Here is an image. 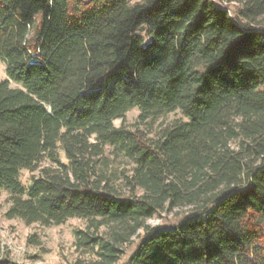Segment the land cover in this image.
I'll use <instances>...</instances> for the list:
<instances>
[{
  "label": "trees",
  "instance_id": "16d2710c",
  "mask_svg": "<svg viewBox=\"0 0 264 264\" xmlns=\"http://www.w3.org/2000/svg\"><path fill=\"white\" fill-rule=\"evenodd\" d=\"M0 62L7 219L86 221L74 264H116L140 230L128 264H264V0H0ZM132 109L185 121L149 139ZM165 208L189 211L145 225Z\"/></svg>",
  "mask_w": 264,
  "mask_h": 264
},
{
  "label": "rangeland",
  "instance_id": "374dc122",
  "mask_svg": "<svg viewBox=\"0 0 264 264\" xmlns=\"http://www.w3.org/2000/svg\"><path fill=\"white\" fill-rule=\"evenodd\" d=\"M233 12L235 6L223 5ZM5 68L0 62V82L4 80ZM12 88L18 85L10 84ZM139 110L132 109L125 116L124 126L130 130H140L147 138L153 139L159 131L169 126L177 120L185 119L178 111L164 113L162 115L151 116L141 123L138 119ZM122 121L114 120L113 125L120 127ZM104 157L110 162V167L119 174L129 175L132 164L123 158H115L111 154V149L106 147ZM59 159L66 164L64 155L59 152ZM40 168L54 167L48 160H43L39 164ZM39 170L28 172L22 170L19 181L22 187L26 188L30 179L37 177ZM119 183V182H118ZM11 193L6 190L0 192V260L9 259L14 264H74L77 260L89 261L92 257L88 254L77 251L74 245V233L83 230L87 222L79 219H70L62 225L44 227L38 224L25 225L18 219H7L5 214L10 207ZM188 208L167 209L155 214L145 222V225L153 228L171 229L179 225L183 218L188 214ZM143 231L138 232V236L132 238L131 242L124 247V254L116 264H128L129 258L140 243Z\"/></svg>",
  "mask_w": 264,
  "mask_h": 264
}]
</instances>
